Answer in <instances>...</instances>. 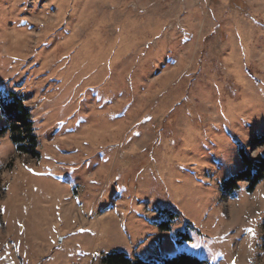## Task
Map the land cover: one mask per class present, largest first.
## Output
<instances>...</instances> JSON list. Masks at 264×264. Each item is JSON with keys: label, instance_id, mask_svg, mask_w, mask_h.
Listing matches in <instances>:
<instances>
[{"label": "rangeland", "instance_id": "rangeland-1", "mask_svg": "<svg viewBox=\"0 0 264 264\" xmlns=\"http://www.w3.org/2000/svg\"><path fill=\"white\" fill-rule=\"evenodd\" d=\"M9 93L37 156L0 136V264H264V177L222 188L264 157V0H0Z\"/></svg>", "mask_w": 264, "mask_h": 264}, {"label": "trees", "instance_id": "trees-1", "mask_svg": "<svg viewBox=\"0 0 264 264\" xmlns=\"http://www.w3.org/2000/svg\"><path fill=\"white\" fill-rule=\"evenodd\" d=\"M23 102V97L14 93H9L7 96L0 99L3 113L13 120L11 125L0 129V136L9 132L10 139L18 153L37 156L35 151L37 147V138L34 135L29 109L23 105ZM25 142L28 146L25 145ZM238 154L242 170L227 179L223 183L222 188L223 190L234 191L237 189V184L239 182H248L246 190L247 192H252L254 187L264 177V157L251 159L245 154L243 148H239ZM168 225V222L161 223L158 225V229L160 231H168ZM188 240H190L188 236L180 232L177 233V244H182L183 241ZM102 264H204V262L187 254H179L171 258H163L156 261L154 259H131L124 253H112L102 259Z\"/></svg>", "mask_w": 264, "mask_h": 264}]
</instances>
